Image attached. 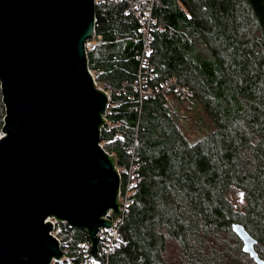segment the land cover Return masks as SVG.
Returning a JSON list of instances; mask_svg holds the SVG:
<instances>
[{"label":"trees","instance_id":"16d2710c","mask_svg":"<svg viewBox=\"0 0 264 264\" xmlns=\"http://www.w3.org/2000/svg\"><path fill=\"white\" fill-rule=\"evenodd\" d=\"M149 2L134 4L144 13ZM152 7L147 51L126 0L96 3L100 41L87 49L97 82L112 88L101 141L123 169L122 192L134 175L108 264H257L232 226H245L264 260V0ZM169 79L183 88L160 92ZM180 102L214 121L194 143ZM5 114L0 86V128ZM64 231L67 259L51 264H78L89 232Z\"/></svg>","mask_w":264,"mask_h":264},{"label":"water","instance_id":"95a60500","mask_svg":"<svg viewBox=\"0 0 264 264\" xmlns=\"http://www.w3.org/2000/svg\"><path fill=\"white\" fill-rule=\"evenodd\" d=\"M95 35V0H0V264L63 259L51 215L86 228L104 260L97 233L121 214V176L101 145L109 97L88 64ZM232 227L264 264L245 226Z\"/></svg>","mask_w":264,"mask_h":264},{"label":"built area","instance_id":"2783aa9c","mask_svg":"<svg viewBox=\"0 0 264 264\" xmlns=\"http://www.w3.org/2000/svg\"><path fill=\"white\" fill-rule=\"evenodd\" d=\"M95 1H96V3H100L103 0H95ZM126 1H128L130 3V10H132L133 13L138 18H140V22L142 25L140 30L143 33L145 51H147L148 50V44L150 41L149 40V32L150 31L149 30H150V25L152 22V10H153L152 6L154 3V0H150L148 8L144 13L140 9H138L137 6L134 4L135 0H126ZM99 41H100V39H94V40H93V38H92V40L90 39L86 44L87 49L93 48ZM141 60H143V58ZM95 85L97 88L105 91L108 94V97H109V102L107 104V111H108V108L111 106L110 100H111L112 88L110 85L99 84L96 80V76H95ZM171 87H175L176 90H181L183 88L182 85H180L179 83H177L173 79H169L166 83H164L162 85V87L160 88L159 91L164 92V91L170 89ZM0 134H1L0 136H2L4 133H0ZM117 137L122 138V135L120 133H118ZM101 145L104 147V144L102 141H101ZM116 170L119 172L120 176L122 177V171L121 170H123V169L116 167ZM133 176H134L133 173L132 174L130 173L129 179L127 180V184H126V188H125L124 192H122L121 185H120V189H119V193H118V198L120 200V209H121L120 216L117 217V219L112 224V226L101 227L97 233V235L99 237L98 253L101 257L104 258V260L98 261L92 256L91 252L89 251L90 246L92 245V242H90V243L82 242L79 244V247H78V250L80 253V262L78 264H108V260H107L108 256L113 252L114 246L116 245L117 240L119 238V233H120L119 229H120V226L123 222L124 213L127 210L128 205L132 202V199L130 196H131L132 188L134 185L133 184ZM108 213L109 214H108L107 218L111 219L110 211ZM48 221H50L52 224L50 234L54 238H56V240L59 242L60 248L62 249V252L64 254L63 259L54 258L52 260V262H54V261L64 262V260L67 259V255L69 253L68 241L66 239V234L64 231V223H67V222L64 220H60V219L56 218L54 215L48 216L45 219V222H48Z\"/></svg>","mask_w":264,"mask_h":264},{"label":"rangeland","instance_id":"374dc122","mask_svg":"<svg viewBox=\"0 0 264 264\" xmlns=\"http://www.w3.org/2000/svg\"><path fill=\"white\" fill-rule=\"evenodd\" d=\"M176 105H178L179 111L183 115L182 119L184 120H179L178 123L190 142L194 143L201 138L203 135L202 128H207L209 131L214 128V121L200 104H197L198 106L193 108L182 102L180 104L176 103ZM0 133H3L2 127L0 128Z\"/></svg>","mask_w":264,"mask_h":264},{"label":"bare ground","instance_id":"6f19581e","mask_svg":"<svg viewBox=\"0 0 264 264\" xmlns=\"http://www.w3.org/2000/svg\"><path fill=\"white\" fill-rule=\"evenodd\" d=\"M1 135V134H0ZM93 256V255H92ZM103 258V257H102ZM99 261V260H98Z\"/></svg>","mask_w":264,"mask_h":264}]
</instances>
